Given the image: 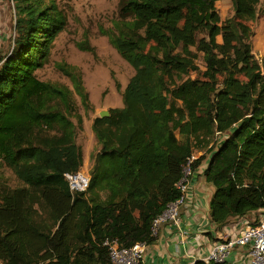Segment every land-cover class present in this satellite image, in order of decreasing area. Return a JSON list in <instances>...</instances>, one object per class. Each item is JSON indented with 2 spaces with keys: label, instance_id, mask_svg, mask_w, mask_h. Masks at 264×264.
<instances>
[{
  "label": "trees",
  "instance_id": "obj_1",
  "mask_svg": "<svg viewBox=\"0 0 264 264\" xmlns=\"http://www.w3.org/2000/svg\"><path fill=\"white\" fill-rule=\"evenodd\" d=\"M8 1L15 21L10 51L0 50V165L20 185L0 183V264H111L107 241L155 244L153 223L181 197L197 151L205 154L192 169L206 165L216 232L260 225L264 71L252 41L264 0H120L107 36L135 75L123 107L93 120L100 149L85 192L65 175L84 164L75 98L90 111L89 93L77 72L63 69L74 90L37 75L66 16L56 0ZM221 1L234 9L224 21Z\"/></svg>",
  "mask_w": 264,
  "mask_h": 264
},
{
  "label": "rangeland",
  "instance_id": "obj_2",
  "mask_svg": "<svg viewBox=\"0 0 264 264\" xmlns=\"http://www.w3.org/2000/svg\"><path fill=\"white\" fill-rule=\"evenodd\" d=\"M56 3L66 16L67 27L57 36L47 64L37 75L42 81L66 85L72 90V81L63 69L81 75L90 96L92 110L86 111L80 98H75L78 113L83 117V127L77 141L83 149L84 158L93 166L92 152L96 149L98 140L93 132L92 122L105 111L123 107L122 94L135 75L134 69L120 56L107 36L114 23L119 20L120 0H56ZM217 9L223 21L234 14L230 1L217 3ZM14 21L15 12L10 1H0V48L4 52L10 51L12 46ZM253 27V51L264 71V17L259 18ZM200 65L203 66L202 62ZM204 154L203 151H197L195 157L200 158ZM87 173L90 172L87 170ZM0 183L12 188L20 185L13 172L1 165ZM236 224L237 222L232 226L237 229L247 227L243 223L242 226Z\"/></svg>",
  "mask_w": 264,
  "mask_h": 264
},
{
  "label": "built area",
  "instance_id": "obj_3",
  "mask_svg": "<svg viewBox=\"0 0 264 264\" xmlns=\"http://www.w3.org/2000/svg\"><path fill=\"white\" fill-rule=\"evenodd\" d=\"M196 158V157H195ZM190 159L184 168V176L178 184L182 195L171 203L152 227L153 236H158L165 225L181 228V213L187 205L191 178L194 175ZM73 192H85L89 188V173L81 169L77 173L66 174ZM215 242L207 256L202 259L206 264H228L231 257H235L236 264H264V219L258 226H247L242 229H228ZM105 245L110 252L111 264H143L147 245L138 243L133 247H123L118 240L107 241Z\"/></svg>",
  "mask_w": 264,
  "mask_h": 264
},
{
  "label": "crops",
  "instance_id": "obj_4",
  "mask_svg": "<svg viewBox=\"0 0 264 264\" xmlns=\"http://www.w3.org/2000/svg\"><path fill=\"white\" fill-rule=\"evenodd\" d=\"M97 144L92 155L99 151ZM90 165L91 162L85 157L83 171L90 172ZM205 168L206 165H203L191 178L187 205L181 213V228L165 225L157 236L158 241L146 247L143 264H197L207 256L211 246L219 241L220 235L209 221L210 200L214 188L202 176ZM242 223L248 226L245 221L237 222L236 225L242 226ZM229 229L237 227L232 226ZM208 232L214 233L215 238H209ZM236 261L233 256L228 264H236Z\"/></svg>",
  "mask_w": 264,
  "mask_h": 264
},
{
  "label": "water",
  "instance_id": "obj_5",
  "mask_svg": "<svg viewBox=\"0 0 264 264\" xmlns=\"http://www.w3.org/2000/svg\"><path fill=\"white\" fill-rule=\"evenodd\" d=\"M108 115V112L107 111H105V112H103V113H101V117H103V116H107Z\"/></svg>",
  "mask_w": 264,
  "mask_h": 264
}]
</instances>
